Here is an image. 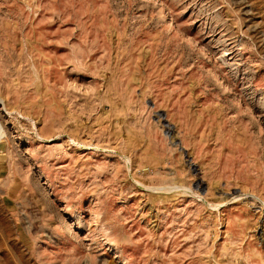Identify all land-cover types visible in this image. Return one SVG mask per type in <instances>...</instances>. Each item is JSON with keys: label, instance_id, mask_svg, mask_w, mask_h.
Wrapping results in <instances>:
<instances>
[{"label": "rangeland", "instance_id": "374dc122", "mask_svg": "<svg viewBox=\"0 0 264 264\" xmlns=\"http://www.w3.org/2000/svg\"><path fill=\"white\" fill-rule=\"evenodd\" d=\"M0 264H264V0H0Z\"/></svg>", "mask_w": 264, "mask_h": 264}]
</instances>
